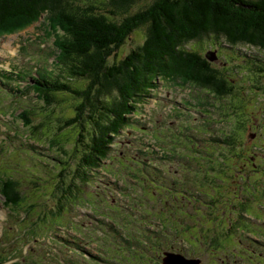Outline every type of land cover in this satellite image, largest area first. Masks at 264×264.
I'll return each mask as SVG.
<instances>
[{
	"label": "rangeland",
	"instance_id": "1",
	"mask_svg": "<svg viewBox=\"0 0 264 264\" xmlns=\"http://www.w3.org/2000/svg\"><path fill=\"white\" fill-rule=\"evenodd\" d=\"M150 1L142 0L132 10L137 11ZM46 20L44 15L38 22L22 30L0 35V77L1 74L15 73L12 75L14 80H7L9 84L0 83V179H17L27 197L25 207L36 201L38 203L31 212L23 208H16V212H12L13 209L5 205L0 193V250L3 254L17 257L12 261L19 264H84L86 257L83 256L81 261L82 250L78 249V245L89 243L85 250L91 251L95 246L100 247V238H104L110 244L117 245L119 250L120 247L129 249L124 238V233H128L129 237L133 236L131 239L135 241L136 250L142 255L140 258L138 254L130 257H126L128 253L125 254L130 263L138 262L135 264H149L160 252L174 250L170 242H165L166 239H174L175 249L186 259L199 257L200 264H242L251 262L250 259L258 255L264 257V239L261 235L256 237L253 234H260L264 227V201H258L264 200V197L254 195L249 202L251 209L248 207L246 210L241 205L243 197L240 192L244 195L253 189L243 184V171L236 172L238 168L234 166L245 153L246 147L241 146H251L257 137L264 141L261 133L264 129L259 124H264V71L258 70V67L264 69V51L238 45L236 49L240 55L237 56L226 49L227 46L224 49L215 48L212 38L189 43L187 49L202 55L213 52L211 62L225 69V73H229L234 80L232 94L218 98L210 91L194 86L159 80L138 115L132 116L137 130L126 131L125 137L120 136L113 146L117 157L123 154L120 150L127 149L125 145L131 143L135 145L131 147L137 148L128 149L127 153L130 151L133 155L144 146H153L156 151L160 147L164 149L159 156L154 153L156 163H161V170H156L159 186L149 178L133 181L137 177L133 174L137 168L132 162L125 163L132 166L131 170H127L118 164L124 160L106 161V164L115 165L113 171L99 168L95 175L99 184H91V196L85 199L86 202L78 198L77 207L71 212L68 210L67 217L64 214L68 203L59 209L53 196L54 193L60 194L58 178H67L72 172L68 174V171H64L67 166L63 161L67 157L62 151H55L49 146L47 139L50 134L47 130L54 131L56 125H53L54 129L44 128L47 133L41 142L14 115V110L24 105L33 107L36 113L40 111V100L29 88L24 90L32 98L20 100L17 107V98L13 95L17 94L18 86L26 85V80L31 77L35 79L44 69L57 71L58 67L53 63L54 44L56 35L61 31ZM145 36L144 28L132 33L119 50L118 58L141 45ZM235 65L240 68L236 70ZM18 74L22 77H18ZM49 110L44 109V112ZM69 110L65 106L55 111L65 115ZM34 122L38 120L34 119ZM232 134L239 139L238 145L241 146H227V135ZM253 134L255 137H252ZM170 151L176 157L170 158ZM262 151L264 149L254 154L253 162H261L264 157ZM137 154L141 158L139 151ZM169 169L174 171L172 180L167 174ZM236 186V191H233ZM125 192H128V196ZM172 192L175 198L171 197ZM217 198L219 201L216 202ZM102 200L107 205H117L120 219L116 221L121 227L119 234L112 227L104 231L110 223L108 220L105 224L102 222ZM95 201H99L96 204L99 205L97 215L90 209V206L95 207ZM52 208L60 211L58 218L51 216ZM256 209L262 214L261 221L252 217ZM43 214H46L47 222L38 221L39 224L33 229L36 232L28 231L31 223ZM72 215L73 222L70 220ZM99 221L104 225L102 231L98 229ZM234 224L233 232L236 233L232 235L228 227H234ZM65 226H68V230ZM83 226L88 228V232L83 230ZM25 229L27 232L23 234ZM228 256L232 257L228 259ZM93 264L109 262L103 259Z\"/></svg>",
	"mask_w": 264,
	"mask_h": 264
},
{
	"label": "trees",
	"instance_id": "2",
	"mask_svg": "<svg viewBox=\"0 0 264 264\" xmlns=\"http://www.w3.org/2000/svg\"><path fill=\"white\" fill-rule=\"evenodd\" d=\"M140 1L142 0H0V35L22 30L38 22L44 15L49 25L58 27L61 31V34L56 35L54 44L56 51L53 63L58 67L57 71L44 69L35 79L30 78L32 82L28 79L26 85L18 86L17 94L13 96L17 98L18 107L20 100L32 98L30 94L25 93L24 88L34 91L35 98L40 100V111L36 113L33 107L24 105L14 110V115L20 118L29 130L27 131L33 134V137L41 139V142L48 131L49 146L55 151H62L67 157L63 161L67 166L64 171H68V174L71 170L72 172L67 178H58L60 194H53L59 209H63L68 203L64 216H67L68 210L71 212L77 207L78 198H83L86 202L85 199L91 196V184H99V181L95 180L99 168L113 171L115 165L106 164V161L124 160L118 164H122L127 170H131L132 166L125 163L132 162L137 168V172L133 173L137 177L133 181L149 178L157 184L156 170H161V163H156L154 153L157 156L162 154L164 151L161 148L156 151L153 146H144L138 150L140 158L138 151L134 155L130 151L127 153L128 149L137 148L131 147L135 146L132 143L125 145L127 149L120 150L123 154L119 157L116 155L118 153H114L116 150L113 146L118 143L120 136L125 137L126 131L137 130L132 116L138 115L139 109L143 108V104L151 97L159 80H166L175 85L180 83L194 86L196 89L210 91L218 98H226L232 94L235 85L230 74L225 73V69L216 67L205 54L187 49L189 43L212 38L215 48L224 49V46H227L226 49L237 56L238 45L264 51V0H151L137 11H133ZM143 28L146 29L143 43L124 57L118 58V52L129 36ZM234 67L236 70L240 68L239 65ZM258 70L264 71L262 67H258ZM1 75L0 82L7 85V80H13L14 73ZM17 76L22 77L20 74ZM11 91L14 92L13 89ZM65 106L70 108L68 114L63 115L61 111L56 113V109L62 110ZM232 107L236 108L234 105ZM44 109L50 110L44 112ZM34 119L38 122L35 123ZM259 124L264 129V124ZM53 125H56L54 131L44 130L46 127L54 129ZM261 133L264 135V130H261ZM252 137H255V134ZM121 138L120 143L123 144ZM261 139L255 138L251 146L238 145L239 139L234 134L227 135L226 139L228 147H246L242 159L234 165L238 168L236 172L243 171V184L253 189L251 193L244 195L240 192L243 197L241 205L246 210L254 195L264 197V157L261 162H253L254 154L264 149ZM169 154L170 158L176 157L174 153ZM167 174L172 180L174 171L169 169ZM236 189L237 186L233 191ZM0 193L5 205L13 209L12 212H16V208L31 212L38 204L36 201L28 207L24 206L27 197L20 183L12 177L0 179ZM125 193L128 196V192ZM171 197H176L173 192ZM258 201L262 203L264 200ZM97 202L99 204V201L94 202L95 207L90 206L95 215L99 211ZM102 203V222L108 220L110 225L106 226L107 231L112 227V230L119 234L121 227L116 221L120 219L117 205H107L103 200ZM254 212L252 217L261 221L260 210L256 209ZM58 214L59 210L51 209L53 218L61 215ZM44 216L46 214L34 220L28 231L36 232L33 229L39 224L38 221L47 222ZM70 220L73 222L74 215ZM67 224L69 222L62 225ZM65 228L68 230V226ZM228 228L231 229H228L229 234L236 233L233 232L235 224L234 227ZM98 229L104 230L100 221ZM83 230L88 232L86 226H83ZM26 232L27 229L23 234ZM127 234L124 233V238L128 245L131 237ZM253 234L256 237L261 235L264 239V227L261 228L260 234ZM94 238L98 239L97 236ZM100 241L99 249L106 258L85 250L88 249L89 243H81L77 247L96 261L102 262L104 259L109 264L130 263L126 257L137 254L142 258L136 248H120L123 251L120 253L117 245L110 244L104 238H100ZM170 245L177 252L178 249H175L173 244ZM164 252H160L156 259L163 258ZM2 256L7 258L3 252L0 253V264L4 260ZM231 257L228 256V259ZM16 258L14 256L10 259ZM250 261L241 263L264 264V257L258 255Z\"/></svg>",
	"mask_w": 264,
	"mask_h": 264
},
{
	"label": "water",
	"instance_id": "3",
	"mask_svg": "<svg viewBox=\"0 0 264 264\" xmlns=\"http://www.w3.org/2000/svg\"><path fill=\"white\" fill-rule=\"evenodd\" d=\"M207 57L209 59L210 58L212 59L213 58V52H212V54H209V55L207 54ZM166 256H168V258L166 259L167 264H199L200 263L199 261H195L196 263L194 261H188L186 258H184V257L182 258L181 256H178V258H174L175 256L172 257L171 255L169 256V254H167ZM171 257H172V259H170Z\"/></svg>",
	"mask_w": 264,
	"mask_h": 264
},
{
	"label": "flooded vegetation",
	"instance_id": "4",
	"mask_svg": "<svg viewBox=\"0 0 264 264\" xmlns=\"http://www.w3.org/2000/svg\"><path fill=\"white\" fill-rule=\"evenodd\" d=\"M211 61V60H210ZM184 116H186V115H184ZM165 242H170V244H173V245H175L176 244V242H175V240H173V241H170V240H167V241H165ZM171 251V250H170ZM177 252H179L178 250H177ZM165 253V252H164ZM171 256L173 257V256H175L174 258H178V256H180L179 254H177V253H174V254H171ZM172 257L170 258V259H172ZM168 257H163V258H159V259H156L155 258V260H154V262H153V260L152 261H149V264H167L166 263V259H167ZM163 260H164V262H163ZM176 260V259H175ZM200 260V259H199ZM197 258L196 259H188V261H199ZM168 261V260H167ZM170 261V260H169ZM200 263H201V260L199 261ZM171 263V262H170ZM196 263V262H195ZM199 263V264H200ZM126 264H128L127 262H126Z\"/></svg>",
	"mask_w": 264,
	"mask_h": 264
},
{
	"label": "bare ground",
	"instance_id": "5",
	"mask_svg": "<svg viewBox=\"0 0 264 264\" xmlns=\"http://www.w3.org/2000/svg\"><path fill=\"white\" fill-rule=\"evenodd\" d=\"M1 214V213H0Z\"/></svg>",
	"mask_w": 264,
	"mask_h": 264
}]
</instances>
